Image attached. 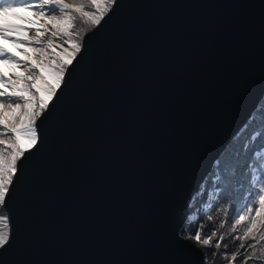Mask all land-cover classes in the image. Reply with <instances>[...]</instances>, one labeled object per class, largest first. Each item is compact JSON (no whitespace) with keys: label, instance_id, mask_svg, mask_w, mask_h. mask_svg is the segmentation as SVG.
<instances>
[{"label":"water","instance_id":"1","mask_svg":"<svg viewBox=\"0 0 264 264\" xmlns=\"http://www.w3.org/2000/svg\"><path fill=\"white\" fill-rule=\"evenodd\" d=\"M83 43L21 162L0 264H202L178 233L264 95V0H117Z\"/></svg>","mask_w":264,"mask_h":264},{"label":"snow or ice","instance_id":"2","mask_svg":"<svg viewBox=\"0 0 264 264\" xmlns=\"http://www.w3.org/2000/svg\"><path fill=\"white\" fill-rule=\"evenodd\" d=\"M116 4L117 0H0V41L20 54L0 44V210L5 213L0 214V250L12 239L8 200L21 162L42 144L40 122L54 109L66 75L84 49L87 31L100 26ZM260 138L264 141V133ZM262 153L264 143L253 153L259 157L257 165H242L237 158L231 168L226 166L216 177L221 186L209 193V199L219 203L217 195L229 189L231 197L219 208L208 203L206 222L193 213L181 226L178 236L200 246L202 264H209V249H214L211 264L216 257L227 264H264ZM237 176L250 179L245 184ZM233 244L235 250L228 251Z\"/></svg>","mask_w":264,"mask_h":264},{"label":"trees","instance_id":"3","mask_svg":"<svg viewBox=\"0 0 264 264\" xmlns=\"http://www.w3.org/2000/svg\"><path fill=\"white\" fill-rule=\"evenodd\" d=\"M261 133H264V95L259 99L257 106L252 110L251 116L247 118L245 124L239 128L237 133L226 143L225 148L219 153L216 161L213 162L210 171L205 174L202 183L199 184L198 188L195 190V193L189 201L190 204L188 206V213L195 211L197 214L196 219L206 222L205 206L208 203H214L215 208H219L226 199L231 197L232 192L231 189H229L228 191L224 192L223 196L217 195V200L219 203H216L215 201H210L209 193L217 192L218 187L221 185L216 180V177L223 172L226 166L231 168L237 158H239L240 164L242 165L246 164L247 162H252L254 165L258 164L259 157L254 156L253 153L259 152L261 144L264 143V141H262L260 138ZM245 145H248L252 151L246 149ZM262 155H264V153H262ZM237 179H240L246 184L248 179H250V176H237ZM0 213L4 214L2 210H0ZM211 214L216 213L213 211ZM189 216L191 215H188V217ZM194 227L195 225H193V230ZM222 231H226V229ZM222 250L223 249H221V251ZM234 250L235 244H233L228 249L230 252ZM212 251H214V249L208 250L209 264H211L213 259L211 256ZM215 264H227V261L216 257Z\"/></svg>","mask_w":264,"mask_h":264},{"label":"bare ground","instance_id":"4","mask_svg":"<svg viewBox=\"0 0 264 264\" xmlns=\"http://www.w3.org/2000/svg\"><path fill=\"white\" fill-rule=\"evenodd\" d=\"M0 44H4V42H3V41H0ZM4 46L7 47V48L9 49V51H10V50L12 51V48H14V47L11 48V46H9V45H7V44H4ZM14 50H15V49H14ZM246 120H247V119H246ZM246 120H245V121H246ZM245 121H244V123H245Z\"/></svg>","mask_w":264,"mask_h":264},{"label":"rangeland","instance_id":"5","mask_svg":"<svg viewBox=\"0 0 264 264\" xmlns=\"http://www.w3.org/2000/svg\"><path fill=\"white\" fill-rule=\"evenodd\" d=\"M81 27H86V26H84V25H82ZM7 45H9V46H11V48L13 47L12 45H10V44H7ZM15 48H12V52H16V50H14ZM11 51V50H10ZM16 55H20L18 52H16ZM1 214V213H0ZM199 246V245H198ZM200 247V246H199Z\"/></svg>","mask_w":264,"mask_h":264}]
</instances>
